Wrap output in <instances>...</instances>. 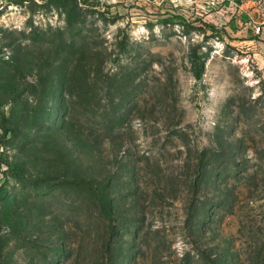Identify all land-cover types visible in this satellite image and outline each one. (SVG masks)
<instances>
[{
  "label": "rangeland",
  "instance_id": "374dc122",
  "mask_svg": "<svg viewBox=\"0 0 264 264\" xmlns=\"http://www.w3.org/2000/svg\"><path fill=\"white\" fill-rule=\"evenodd\" d=\"M0 109V264H264V0H0Z\"/></svg>",
  "mask_w": 264,
  "mask_h": 264
},
{
  "label": "trees",
  "instance_id": "16d2710c",
  "mask_svg": "<svg viewBox=\"0 0 264 264\" xmlns=\"http://www.w3.org/2000/svg\"><path fill=\"white\" fill-rule=\"evenodd\" d=\"M201 73L198 74V76H200ZM0 113H2V115L4 116V111L0 109Z\"/></svg>",
  "mask_w": 264,
  "mask_h": 264
}]
</instances>
